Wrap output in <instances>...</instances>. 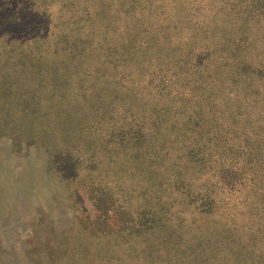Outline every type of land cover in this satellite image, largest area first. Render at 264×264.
Returning a JSON list of instances; mask_svg holds the SVG:
<instances>
[{
    "label": "trees",
    "instance_id": "trees-1",
    "mask_svg": "<svg viewBox=\"0 0 264 264\" xmlns=\"http://www.w3.org/2000/svg\"><path fill=\"white\" fill-rule=\"evenodd\" d=\"M0 127L93 207L68 264H264V0H0Z\"/></svg>",
    "mask_w": 264,
    "mask_h": 264
},
{
    "label": "rangeland",
    "instance_id": "rangeland-1",
    "mask_svg": "<svg viewBox=\"0 0 264 264\" xmlns=\"http://www.w3.org/2000/svg\"><path fill=\"white\" fill-rule=\"evenodd\" d=\"M85 206L93 212L85 198L80 206L70 204L44 148L35 141L13 140L0 129V264L70 263L52 247Z\"/></svg>",
    "mask_w": 264,
    "mask_h": 264
}]
</instances>
